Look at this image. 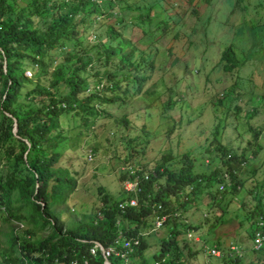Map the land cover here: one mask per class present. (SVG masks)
Segmentation results:
<instances>
[{
	"label": "trees",
	"instance_id": "trees-1",
	"mask_svg": "<svg viewBox=\"0 0 264 264\" xmlns=\"http://www.w3.org/2000/svg\"><path fill=\"white\" fill-rule=\"evenodd\" d=\"M226 1L228 10L238 2ZM199 3L200 0H179L176 4L172 0H0V264H69L71 260L102 264L100 250L95 248L91 253L89 248L94 242L106 247L118 231L126 236L137 235L139 242L128 252L126 263L117 255H106L110 264L185 263V254L191 252L189 242H193L185 235L187 228L191 227L193 234L208 218L193 220L184 212L198 198L197 192L210 193L204 207L201 205L208 211L216 196L214 202L219 205L224 193L232 195L236 182L242 183L232 167L244 164L245 150L257 144L260 129L254 121L246 120L253 137L238 153L213 132L208 146L219 163L207 173L194 170L192 159L183 153L185 158L173 168L163 163L160 165L164 169L159 165L149 169L134 166L131 172L120 174L122 179L137 181V189H122V196L115 197L99 186L100 205L69 226H64L54 212L75 187L73 174L59 164V157L63 150L82 144L102 103L115 98L103 97L102 93L112 90V83L124 92H138L153 67L156 47L151 48L152 43L171 31L170 43L177 40L179 20L187 13L198 18ZM93 21L104 28L102 34H95L94 42L87 43L86 34ZM126 27H131L134 36L124 33ZM247 29L251 37L258 30L264 33V20L254 23L250 18ZM261 41L264 45V37ZM113 59L114 68L104 77L88 80L80 74L87 66L107 65ZM216 65L227 77L236 78L220 88L219 99V93L225 95V89H233L232 84L240 87L244 79L234 74L241 66L231 44L221 49ZM251 78V74L245 77L248 81ZM98 85L101 86L97 88ZM258 97L263 100L264 92ZM256 111L253 105L244 115L250 117ZM145 172H149L147 178H143ZM257 184L253 194L257 200L244 216L251 225L250 241L259 216L262 221L256 228L264 232V189L257 190V186L264 185V178ZM130 197L136 203L119 209L117 203ZM154 215H164L158 227L164 226L165 231L156 249L144 254L148 244L142 234L152 227ZM44 231L40 238L33 236ZM200 236L204 237L203 233ZM214 245L221 248L217 242ZM251 249L264 257V247ZM242 253L227 256L233 260L230 263L238 264Z\"/></svg>",
	"mask_w": 264,
	"mask_h": 264
},
{
	"label": "rangeland",
	"instance_id": "rangeland-1",
	"mask_svg": "<svg viewBox=\"0 0 264 264\" xmlns=\"http://www.w3.org/2000/svg\"><path fill=\"white\" fill-rule=\"evenodd\" d=\"M172 1L176 4L179 0ZM197 15L195 18L187 13L179 20V38L173 43L169 41L173 31L152 43L151 48L156 47L153 67L138 92H124L112 83L113 89L102 93L103 97L115 98L102 103L100 114L82 144L63 150L59 157V164L67 166L73 174L75 187L64 202L56 206L54 213L60 215L64 226H69L81 215L97 209L99 186L115 197L122 196L120 174L134 166L149 169L159 165L163 168L160 165L163 163L173 168L181 164L185 158L183 153L192 159L194 170L207 173L219 163L214 150L208 146L213 132L220 142L229 144L238 153L253 137L246 120L254 121L260 129L257 144L245 150L244 164L236 163L232 167L242 183L236 182L232 195L224 193L219 205L214 202L218 199L216 196L208 211L203 207L210 193L197 192L198 198L184 212L193 220L208 218L193 234L191 227L187 228L185 235L193 242H189L191 252L185 254L184 264H205L202 246L215 242L225 254L219 257L221 259L209 256L214 264H231L233 260L228 257L236 251L229 246L242 250L238 264H260L264 257L250 248L251 225L244 216L257 200L253 197L256 183L264 178V99L258 97V93L264 92V45L261 41L264 33L258 30L251 37L247 29L250 18L254 23L264 20V0H238L230 10L226 0H200ZM103 28L93 21L85 41L94 42L95 34H102ZM191 30L193 34L188 35ZM124 33L133 35L131 27H126ZM227 44L232 45L241 66L234 74L244 80L240 87L232 84V90L225 89V95L219 93L217 99L220 88L236 80L233 75L227 77L216 65L221 49ZM59 58L60 54L52 64ZM115 62L113 59L107 65L87 66L80 74L88 80L104 77L114 68ZM250 74L253 78L248 81L245 77ZM253 105L257 106V111L246 117L244 113ZM263 189L264 185L257 186L259 192ZM181 218L186 222L185 217ZM164 231L162 226L143 232L148 244L144 254L156 249ZM44 234L45 231L33 236L40 238Z\"/></svg>",
	"mask_w": 264,
	"mask_h": 264
},
{
	"label": "built area",
	"instance_id": "built-area-1",
	"mask_svg": "<svg viewBox=\"0 0 264 264\" xmlns=\"http://www.w3.org/2000/svg\"><path fill=\"white\" fill-rule=\"evenodd\" d=\"M26 74L29 75L30 72L26 70ZM100 86L101 85H98L97 88H99ZM132 170L133 169L130 168L128 171L131 172ZM148 175H149V172H145L143 174V178H147ZM121 187L125 191H129V190L134 191L137 189V181L136 179L130 180L128 178H124L122 180ZM135 203H136V199L134 197H130V198L119 201L117 203V206L119 207V209H123L124 204L134 205ZM163 218H164V215H159V216L154 215L153 225L151 228L158 227ZM261 221L262 219L259 216V218L256 221L254 230L252 232L250 247L254 249H260L264 247V232L256 228L257 225L261 224ZM187 235H189V232H187ZM138 242H139V239L137 235L126 236L122 234L120 231H118L117 234L113 237L112 241L106 247H102L99 243L94 242L93 245L89 248V251L93 253L95 248H98L103 255L102 264H110L106 258V255H109V254H114V255L119 256L120 258L123 259V263H126L128 252L132 249V247L136 246ZM229 248L234 249L237 254H240L241 252V249L239 250L235 249L233 246H229ZM202 249H203V254L206 257L205 264H213V262L208 259L209 256L222 257L225 254L223 250L219 249L214 244L212 245L203 244ZM69 264H78V262L76 260H71Z\"/></svg>",
	"mask_w": 264,
	"mask_h": 264
},
{
	"label": "water",
	"instance_id": "water-1",
	"mask_svg": "<svg viewBox=\"0 0 264 264\" xmlns=\"http://www.w3.org/2000/svg\"><path fill=\"white\" fill-rule=\"evenodd\" d=\"M3 63H4V60H3ZM4 66V64H3ZM12 130L14 131L15 130V119L13 118V127H12Z\"/></svg>",
	"mask_w": 264,
	"mask_h": 264
},
{
	"label": "clouds",
	"instance_id": "clouds-1",
	"mask_svg": "<svg viewBox=\"0 0 264 264\" xmlns=\"http://www.w3.org/2000/svg\"><path fill=\"white\" fill-rule=\"evenodd\" d=\"M212 245V244H211ZM219 249H221V248H219ZM209 260H211V259H209Z\"/></svg>",
	"mask_w": 264,
	"mask_h": 264
}]
</instances>
